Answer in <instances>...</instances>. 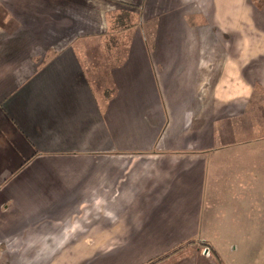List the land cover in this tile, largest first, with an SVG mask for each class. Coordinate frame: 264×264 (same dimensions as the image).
Instances as JSON below:
<instances>
[{"label": "crops", "instance_id": "obj_1", "mask_svg": "<svg viewBox=\"0 0 264 264\" xmlns=\"http://www.w3.org/2000/svg\"><path fill=\"white\" fill-rule=\"evenodd\" d=\"M247 3L0 0V264H264Z\"/></svg>", "mask_w": 264, "mask_h": 264}, {"label": "rangeland", "instance_id": "obj_2", "mask_svg": "<svg viewBox=\"0 0 264 264\" xmlns=\"http://www.w3.org/2000/svg\"><path fill=\"white\" fill-rule=\"evenodd\" d=\"M247 4L242 6L243 8V13L240 12V16H239V31H238V43L239 44H244V43H249L252 44L254 46H263L264 45V0H247ZM241 6H239L240 9ZM244 13H246L247 15H245ZM247 17V22H243L244 19ZM242 19V21H241ZM115 54V53H114ZM116 54H119L120 56H122V53L117 52ZM115 54V56H117ZM114 58V56H113ZM264 109V108H263ZM60 171L61 173L64 175L66 174H85V168L86 166L84 165H78L77 169H80V171H75V165L73 166H64V164L60 165ZM67 167V168H65ZM80 176V175H79ZM26 214H24L25 216ZM23 214H18V213H14L12 214V218H13V223H14V227L11 230V233L13 235L14 240H21L22 239V235H23V230L24 228L27 226V221L26 223L22 220ZM20 220H19V218ZM35 217H32L31 220H34ZM38 218L34 221L37 222ZM18 223H17V222ZM16 224L18 225L16 227ZM34 233L32 234L33 237H36L38 232V229L34 228ZM215 231H216V235H215ZM213 233H211V240H215V243L219 244V251H220V255L222 257V260L220 262V264H246V262H243L240 257H238L235 251H229V243L230 240H232L231 242H238L237 240H239L238 238H234L231 239L230 235V230L229 229H219V230H215ZM233 249V246H232ZM247 264H250V262H248Z\"/></svg>", "mask_w": 264, "mask_h": 264}, {"label": "trees", "instance_id": "obj_3", "mask_svg": "<svg viewBox=\"0 0 264 264\" xmlns=\"http://www.w3.org/2000/svg\"><path fill=\"white\" fill-rule=\"evenodd\" d=\"M159 259H157V260H153L151 263H149V264H153V263H155V262H157Z\"/></svg>", "mask_w": 264, "mask_h": 264}]
</instances>
